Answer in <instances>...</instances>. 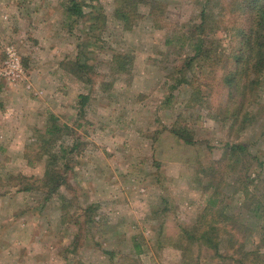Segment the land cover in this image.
<instances>
[{
  "label": "rangeland",
  "instance_id": "obj_1",
  "mask_svg": "<svg viewBox=\"0 0 264 264\" xmlns=\"http://www.w3.org/2000/svg\"><path fill=\"white\" fill-rule=\"evenodd\" d=\"M67 1L0 0V264H186L196 258L236 264L239 243L229 245L224 236L222 259L198 243L184 253L180 230L193 233L207 205L209 193L195 182L200 165L218 161L227 143L246 147L251 177L258 176L252 195L264 199V74L253 107L256 122L229 135L214 118L217 99L193 105L191 88L176 82L174 67L184 54L168 50L170 29L153 26L147 6H139L140 21L124 31L111 16L112 1L94 0L107 23L104 32L90 33L69 19ZM157 1L165 5L168 26L197 21L198 0ZM217 38L226 45L224 34ZM114 52L131 59L125 73L111 64ZM79 56L92 66V86L68 70ZM83 95L89 98L84 115ZM50 117L76 133L79 149L70 158L75 210L95 222L84 227V244L75 253L69 246L75 228L60 224V202L52 199L41 207L42 193L20 191L21 183L44 174L38 136ZM178 121L191 129L193 145L168 134ZM73 142L69 135L52 151ZM231 198L240 214L239 233L248 235L246 250H253L264 220H250L251 199L241 193ZM90 205L94 209L83 213Z\"/></svg>",
  "mask_w": 264,
  "mask_h": 264
},
{
  "label": "trees",
  "instance_id": "obj_2",
  "mask_svg": "<svg viewBox=\"0 0 264 264\" xmlns=\"http://www.w3.org/2000/svg\"><path fill=\"white\" fill-rule=\"evenodd\" d=\"M111 1V16L124 31H130L140 21V5L148 7V20L153 26L157 29H170L171 35L165 45L171 53L177 50V53L184 54L179 65L174 67V72L179 85L191 88L190 103L200 106L204 100L216 98L214 118L227 126L229 135L240 134L256 122L257 115L253 107L258 102L255 96L261 87L264 74V0H198L197 21L173 27L166 24L165 5L162 1ZM67 2L65 13L73 23L84 24L90 33L105 31L107 18L100 3L95 6L94 0H90L92 5H88L85 0ZM89 7L90 11L87 10ZM220 33L226 36V45H222L217 38ZM80 58L81 56L72 62L68 70L78 80L92 86L96 82L92 76L95 75L92 73V66ZM111 64L120 70L119 73H125L131 67L132 61L129 57L123 58L114 52L111 54ZM188 72L193 74L189 80ZM173 89L176 87L173 86ZM88 99L87 95L80 97L82 115ZM49 123L38 136V155L41 160H45L44 174L34 182L21 183L20 191L42 193L41 207L52 199L60 202V224H70L75 228L69 245L75 253L84 244V227L95 222L90 215L79 214L75 210L78 205L74 187L70 183V172L72 157L79 149L76 133L68 126L57 125L52 117ZM168 134L187 146L195 142L191 129L180 121L172 126ZM69 135L74 136V142L70 146L62 145L56 152L52 151V146ZM261 137L264 140V133ZM245 148L240 144L227 143L218 161L210 165H200L195 182L209 195L207 205L196 219V225L190 229L194 232L190 233L187 228L180 230L185 239L183 247H180L184 253L189 252L190 244L198 243L207 248L215 259H222L225 254L219 252V247L225 236V240L232 241L229 245L234 241L239 243L236 264H264V226L259 228L255 248L247 251L248 235L239 233L237 222L240 214L234 213V206L230 202L232 195L241 193L245 200L251 199L253 207L250 220L259 224L260 219L264 220V199L252 195L253 189L257 187L255 182L258 176L251 177V165L243 152ZM243 159H246L247 166L242 163ZM230 175L236 178L231 181ZM22 179L26 180V177ZM62 189L70 197L62 193ZM92 209L94 208L90 205L83 213H89ZM244 232L247 230L241 233ZM172 244L177 246L176 243ZM225 249L226 252L229 251ZM186 264L207 263L196 258Z\"/></svg>",
  "mask_w": 264,
  "mask_h": 264
},
{
  "label": "built area",
  "instance_id": "obj_3",
  "mask_svg": "<svg viewBox=\"0 0 264 264\" xmlns=\"http://www.w3.org/2000/svg\"><path fill=\"white\" fill-rule=\"evenodd\" d=\"M10 57H11V59H13V61H16L17 60V58L15 57V54L14 53H11L10 54ZM17 62V61H16Z\"/></svg>",
  "mask_w": 264,
  "mask_h": 264
}]
</instances>
